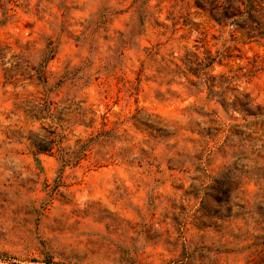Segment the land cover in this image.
Returning <instances> with one entry per match:
<instances>
[{"label":"rangeland","instance_id":"374dc122","mask_svg":"<svg viewBox=\"0 0 264 264\" xmlns=\"http://www.w3.org/2000/svg\"><path fill=\"white\" fill-rule=\"evenodd\" d=\"M225 14L0 0V264H264V12Z\"/></svg>","mask_w":264,"mask_h":264},{"label":"trees","instance_id":"16d2710c","mask_svg":"<svg viewBox=\"0 0 264 264\" xmlns=\"http://www.w3.org/2000/svg\"><path fill=\"white\" fill-rule=\"evenodd\" d=\"M224 5V10L226 11L225 19L234 18L235 16H240L241 14L255 13L259 14L264 12V0H222ZM164 42H156L151 47L147 48L146 55L151 59L152 57L158 56L159 60L167 65H172L174 68L183 67L190 75L197 77V70L191 66H200L201 60L194 53L182 51L181 47H177L174 50L172 47L167 49L165 55H159L160 48L164 45ZM181 51V53H180ZM208 58V56H207ZM212 63V58H208L207 64ZM192 94L187 92L189 97Z\"/></svg>","mask_w":264,"mask_h":264}]
</instances>
